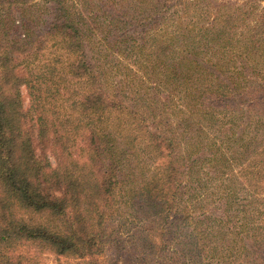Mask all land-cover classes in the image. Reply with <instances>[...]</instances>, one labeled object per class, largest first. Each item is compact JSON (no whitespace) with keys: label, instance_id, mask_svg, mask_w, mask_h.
Instances as JSON below:
<instances>
[{"label":"trees","instance_id":"16d2710c","mask_svg":"<svg viewBox=\"0 0 264 264\" xmlns=\"http://www.w3.org/2000/svg\"><path fill=\"white\" fill-rule=\"evenodd\" d=\"M31 246L264 264V0H0V264Z\"/></svg>","mask_w":264,"mask_h":264},{"label":"rangeland","instance_id":"374dc122","mask_svg":"<svg viewBox=\"0 0 264 264\" xmlns=\"http://www.w3.org/2000/svg\"><path fill=\"white\" fill-rule=\"evenodd\" d=\"M71 1L75 4V6L78 9H85L87 4H89L94 0H71ZM222 1H226V0H222ZM91 25L94 26L92 23ZM122 65L125 67L127 66V63L124 62ZM130 69L131 70L133 69L131 65H130ZM22 95L24 98V107L28 108L30 102L25 88H22ZM26 250H27L26 256L31 261L32 264H76L77 263V261L74 259L57 257L56 255L49 253L47 251L44 250L40 251V249H38L35 246L27 247ZM108 256H110V253H108Z\"/></svg>","mask_w":264,"mask_h":264}]
</instances>
